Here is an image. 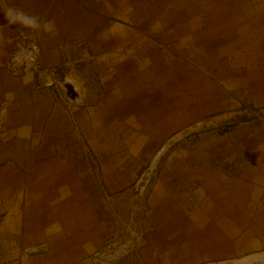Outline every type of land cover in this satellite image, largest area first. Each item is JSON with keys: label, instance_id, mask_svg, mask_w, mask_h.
<instances>
[{"label": "crops", "instance_id": "obj_1", "mask_svg": "<svg viewBox=\"0 0 264 264\" xmlns=\"http://www.w3.org/2000/svg\"><path fill=\"white\" fill-rule=\"evenodd\" d=\"M9 8L38 26L10 23ZM145 27L154 44L188 51H202L213 35L221 53L234 41L233 59L249 62V92L264 104V0H0V264H77L95 255V208L84 196L64 199L66 141L74 131L111 141L107 128L127 124L129 101L138 99L128 61L142 60ZM22 31L40 44V68L13 75L7 55ZM52 79L72 83L77 98L45 85ZM222 179V195L206 199L207 264L264 252V180Z\"/></svg>", "mask_w": 264, "mask_h": 264}, {"label": "rangeland", "instance_id": "obj_2", "mask_svg": "<svg viewBox=\"0 0 264 264\" xmlns=\"http://www.w3.org/2000/svg\"><path fill=\"white\" fill-rule=\"evenodd\" d=\"M152 32L145 27L142 60L128 61L138 99L127 124L107 128L111 141L75 131L66 141L64 199L86 197L101 223L95 255L77 264H207L206 199L222 195L224 176L264 180V104L249 92V62L233 59V39L224 53L216 35L188 51L154 44Z\"/></svg>", "mask_w": 264, "mask_h": 264}, {"label": "built area", "instance_id": "obj_3", "mask_svg": "<svg viewBox=\"0 0 264 264\" xmlns=\"http://www.w3.org/2000/svg\"><path fill=\"white\" fill-rule=\"evenodd\" d=\"M6 68L13 75H23L28 72H36L40 68L41 48L37 38L26 32H19L13 47L8 51ZM61 83L55 79L47 80L45 85Z\"/></svg>", "mask_w": 264, "mask_h": 264}, {"label": "clouds", "instance_id": "obj_4", "mask_svg": "<svg viewBox=\"0 0 264 264\" xmlns=\"http://www.w3.org/2000/svg\"><path fill=\"white\" fill-rule=\"evenodd\" d=\"M6 18H9V22H22L26 27H37L38 18L35 16H30L23 10L9 8L6 12Z\"/></svg>", "mask_w": 264, "mask_h": 264}, {"label": "bare ground", "instance_id": "obj_5", "mask_svg": "<svg viewBox=\"0 0 264 264\" xmlns=\"http://www.w3.org/2000/svg\"><path fill=\"white\" fill-rule=\"evenodd\" d=\"M254 261H260L262 264H264V252L249 255L246 257L244 256V258L242 257V259H240L239 261H237L236 259L235 262L232 261L233 263L230 264H253Z\"/></svg>", "mask_w": 264, "mask_h": 264}, {"label": "water", "instance_id": "obj_6", "mask_svg": "<svg viewBox=\"0 0 264 264\" xmlns=\"http://www.w3.org/2000/svg\"><path fill=\"white\" fill-rule=\"evenodd\" d=\"M62 88L64 89L65 95L67 98L74 100L78 96V92L75 88V86L70 82H65L62 85Z\"/></svg>", "mask_w": 264, "mask_h": 264}]
</instances>
